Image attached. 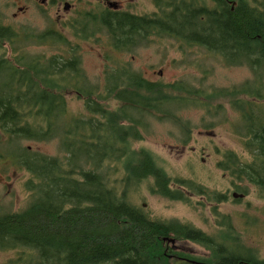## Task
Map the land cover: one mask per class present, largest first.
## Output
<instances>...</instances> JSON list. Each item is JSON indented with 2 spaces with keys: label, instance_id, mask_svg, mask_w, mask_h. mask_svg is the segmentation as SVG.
Listing matches in <instances>:
<instances>
[{
  "label": "trees",
  "instance_id": "16d2710c",
  "mask_svg": "<svg viewBox=\"0 0 264 264\" xmlns=\"http://www.w3.org/2000/svg\"><path fill=\"white\" fill-rule=\"evenodd\" d=\"M212 2L202 11L177 10L174 22L167 2L160 5L154 21L146 16L103 18L98 25H105L111 39L106 58H112L110 47L129 50L159 34L204 46L228 65L248 66L256 77L252 83L211 95L212 99L223 96L240 114L236 132L246 153L226 149L216 165L234 180L245 182L235 183L236 190L247 195L253 187L263 198L264 0ZM200 13L207 17L200 18ZM98 25L95 33L100 31ZM74 35L88 38L78 28ZM33 39L55 40L54 52L28 54L24 43ZM79 46L50 30L31 35L0 19V147L12 165L24 166L32 175L26 182L30 203L20 211L0 214V236L30 246L31 264H264V257L245 244L232 217L219 212L227 194L170 176L152 151L134 147L135 141L143 139L137 115L164 113L168 105L187 100L185 94L192 90L182 82L147 80L118 61L116 67H107L102 84H92L82 68ZM69 92L84 100V111L70 110ZM168 114L180 121L174 113ZM57 137L63 156L12 146L14 139ZM143 182L153 194L207 208L217 232L210 234L177 219L151 217L131 200L130 194ZM196 197L200 198L194 201ZM185 243L208 252L199 254Z\"/></svg>",
  "mask_w": 264,
  "mask_h": 264
},
{
  "label": "rangeland",
  "instance_id": "374dc122",
  "mask_svg": "<svg viewBox=\"0 0 264 264\" xmlns=\"http://www.w3.org/2000/svg\"><path fill=\"white\" fill-rule=\"evenodd\" d=\"M154 5V2H146L144 9H140V4L135 13H151L155 9ZM16 11V7L7 3V0H0L1 22L31 35L48 31L55 17L49 11L39 13L38 10H31L15 18L13 13ZM65 33L69 39L80 44L81 65L89 81L92 84H102L106 63L104 43L92 39H77L72 32ZM99 35L106 36L104 30ZM43 42L33 39L24 45L30 55H51L56 41L50 39ZM114 57L119 62L129 63L132 70L142 73L148 80L165 84L182 82L191 92H200L198 96H193L191 92L185 94L188 98L183 103L168 105L167 111L178 116V122L170 120L161 112L143 114V139L135 141L134 147L152 151L170 176L192 179L212 190L227 194L226 201L219 204V212L231 216L245 244L255 248L260 257H264V197L258 198L254 188L250 187L246 197L235 202L232 197L234 184L245 182L234 180L216 165L226 149L246 155L236 132L240 114L223 96L211 97L221 89L240 86L247 81L252 83L256 77L251 69L246 65H228L219 54L204 46L188 45L174 37L159 34L150 36L134 50L120 52ZM262 80L264 82V72ZM167 93L172 94L174 91L167 90ZM67 100L71 111H84V100L74 92L68 93ZM188 100L190 101L187 102ZM219 105L224 107L216 110ZM261 105L264 106V102ZM60 142L59 137L44 141L14 139L12 146H16L15 150L31 147L48 155L63 156ZM5 162L9 173L13 170L10 165L12 159L0 147V164ZM30 177L27 171L20 172L17 178L13 174V178L17 180L14 184L17 196H6L0 190V214L20 211L28 206L31 195L26 189V182ZM130 195L131 200L136 205H142L153 218L177 219L192 223L210 234L217 232L213 216L207 208L202 210L195 205L190 206L182 201L168 200L153 194L147 182H143ZM199 198L196 197L194 201ZM185 245L187 249H194L199 254L208 252L206 248L194 243ZM17 254L18 251L15 250H0V264H15ZM33 255L34 252L29 257Z\"/></svg>",
  "mask_w": 264,
  "mask_h": 264
},
{
  "label": "flooded vegetation",
  "instance_id": "af4514ba",
  "mask_svg": "<svg viewBox=\"0 0 264 264\" xmlns=\"http://www.w3.org/2000/svg\"><path fill=\"white\" fill-rule=\"evenodd\" d=\"M146 2H154V11L151 13L142 11V14L135 13L138 9V5L141 4L140 9H144L143 5H146ZM165 2H167L168 10L171 14V22L176 20L177 10L181 11L182 9H185L188 10V12L191 10L202 11L208 2L213 4L212 0H7V3L15 6L18 10L13 13L15 18L19 17L21 14L28 13L31 10H38L39 13H47L49 11L51 15L55 16L54 20L51 21V27L49 28L50 31L55 32L57 35L67 37L65 31H68V33L72 32L74 34L75 28H78L84 33H87L88 38H86V40L92 39L97 42H103V48L105 49L104 53L108 52V44L111 43V39L108 31L105 30V25L103 26L100 23V25H98L99 21L106 17L122 15L135 17L146 16L145 18H147V20L154 21L156 16H159L160 5H164ZM199 17L205 19L207 15L200 13ZM95 25L100 27V31L97 33L94 31ZM102 30H104L106 34L105 37L99 35L102 33ZM145 41L146 40L143 42ZM137 46L138 45L129 50H116L110 47L109 54L112 57L111 60H108L106 58V54H104V60H106L103 71L104 75L108 68L116 67V64L114 63L115 61L119 62V60L114 57L116 54L120 52L124 53L126 51L130 52ZM119 64L124 69L130 65L129 63L122 62L121 60ZM130 69L132 70V68ZM75 94L76 96L79 95L77 92H75ZM139 113L141 114L142 112L140 110H136V114ZM137 117L141 120V122L144 120L143 114L137 115ZM6 166L7 162L0 164V190H2L6 196H17V191L14 190V184L17 180L13 178V174L15 173L17 178L20 175V172H22L23 169L24 171L26 169L24 166L17 164L16 166H13V170L8 173V168ZM14 239L15 238L10 237H5V239H3L0 236V250L18 251L15 264H31L33 260L31 259V256L29 257V254H32L34 250L30 246L13 243ZM2 240L5 241L1 242Z\"/></svg>",
  "mask_w": 264,
  "mask_h": 264
},
{
  "label": "water",
  "instance_id": "95a60500",
  "mask_svg": "<svg viewBox=\"0 0 264 264\" xmlns=\"http://www.w3.org/2000/svg\"><path fill=\"white\" fill-rule=\"evenodd\" d=\"M232 197L234 199H243L245 197V194L242 193V192L235 191V192L232 193ZM167 240H169V242H171L173 245L176 243V240L173 239V238H167ZM174 249H177V247L174 246ZM194 262H196V261H194ZM196 263H198V262H196Z\"/></svg>",
  "mask_w": 264,
  "mask_h": 264
}]
</instances>
